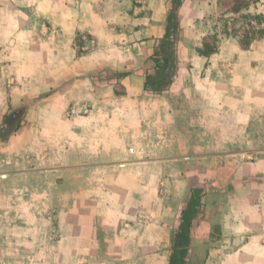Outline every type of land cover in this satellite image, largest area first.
I'll return each instance as SVG.
<instances>
[{"label": "crops", "instance_id": "1", "mask_svg": "<svg viewBox=\"0 0 264 264\" xmlns=\"http://www.w3.org/2000/svg\"><path fill=\"white\" fill-rule=\"evenodd\" d=\"M243 1L248 5L235 11V0H180L176 10L173 0H0V128L20 120L0 138V264H169L174 248H183L176 238L186 233L190 250L199 252L213 228L218 236L209 250L227 251L229 264H248L264 252V220L251 216L253 203L264 211V143L256 144L264 129H252L264 123V36L255 34L247 48L239 42L245 25L264 26L248 18L264 16V0ZM174 26L172 81L155 94L145 89V79L157 74L153 51ZM213 35L215 50L199 52ZM85 37L89 45L82 50ZM206 69L217 97L213 122L220 124V98L238 109L228 120L237 123L233 138L243 139L244 147L227 154L208 153L199 143L226 138L219 130L199 135V71ZM158 106L180 125L166 137L186 145L158 154L182 157L178 170L188 186L183 198L163 201L157 211V166L167 172L175 163L157 165L155 151L143 143L132 145L143 146L141 154L116 153L107 130L77 133L76 124L97 121L92 113L107 124L103 112L114 107L121 112L117 123L146 124L151 140ZM81 135L89 136V148L76 147ZM253 151L259 156L252 159ZM204 157H212L209 171L218 173L212 181L218 187L200 214L191 187L204 182ZM220 171L227 172L225 180ZM82 175L68 194L66 238L41 259L43 205L29 212L24 197L29 189L42 197L45 176L75 183ZM253 177L261 190L257 200L246 186ZM100 235L105 244L98 243Z\"/></svg>", "mask_w": 264, "mask_h": 264}, {"label": "rangeland", "instance_id": "2", "mask_svg": "<svg viewBox=\"0 0 264 264\" xmlns=\"http://www.w3.org/2000/svg\"><path fill=\"white\" fill-rule=\"evenodd\" d=\"M253 1V0H252ZM241 5L237 0H235V3L233 7ZM244 22V21H243ZM243 22L240 23L243 25ZM250 28L245 25L243 32H241V35H239V38H242L246 31H248ZM235 34L238 35L237 31H233ZM212 36V35H211ZM213 37H209V39L206 40V43L209 45H212ZM89 38L85 37L83 38V41L86 42L83 44L82 50L87 49L89 45ZM202 48V47H201ZM199 48V49H201ZM211 72L209 70H200L199 71V135L208 134L211 135L213 131L219 130L220 134L226 135V138L224 139H208L201 141L199 140V143H203L204 145V151H207L208 153H211L212 151H220L222 154H227L228 152H231L236 149H241L244 147L243 139H236L234 137V133L237 129H235V123L234 121H229L228 117L233 115V110H238L235 108H229L227 106L228 99L225 98L221 99L220 107H219V115H220V124H217V122H213L212 117L215 116L217 108L213 105L215 102L214 99L217 97H213V84H212ZM239 91L235 93V96H237V99L239 97ZM174 98H176L177 101H179V95L175 94ZM159 100L164 101L167 99V97H159ZM232 104V103H229ZM236 104V103H235ZM258 110V109H255ZM118 113H121L118 109L109 108V110L104 111L103 115L108 114V123L103 124L102 120H100L101 116L99 113H92L96 120H92L90 122H77L76 124V130L77 133H83V134H92V133H100L104 130L108 131L109 134V140H108V146L114 150H116V153H119V151H122L123 149L127 152L129 147L132 146L134 143H143L145 145H149L152 151H155V154L153 158L157 160V165L160 164H166L169 165L170 163H175L172 165L167 172L160 171V168L157 166V172H156V195L154 197L157 211L159 210V206L163 201H176L183 198V195L186 192L187 184L184 183V181H181L182 175L184 172L179 171L178 169H181V163L180 158H182L179 155H168V154H158L162 152H170V147H179L186 146L185 140H176V139H168L166 135H170L169 133L179 131L180 125L173 123L172 117H166L164 116V109H160V107H157V114H156V120L155 124L151 126L150 136H153L151 140L145 139V136H147V125L146 124H133V123H117L115 121L118 117ZM79 114V113H77ZM81 114V113H80ZM235 114H237L235 112ZM259 114V113H258ZM102 122V123H101ZM241 125V124H239ZM107 128V129H105ZM253 131H259L264 129V123H255L252 125ZM13 132V131H12ZM11 132V133H12ZM232 136L231 139L227 138V134ZM262 144L264 143V140L261 142L257 140L256 144ZM229 144V145H228ZM92 143L90 142V138L88 135H81L76 138V147L77 148H89ZM94 145V143H93ZM207 145V146H206ZM255 143L253 142V147ZM167 148V149H166ZM166 149V150H165ZM180 151V150H179ZM201 151V149H199ZM115 153V152H114ZM115 153V154H116ZM200 153V152H199ZM255 156H259L258 152L253 151L252 156L249 158H254ZM118 157V155L109 156V158H115ZM228 157V156H226ZM88 159H91L90 161H93V159H98V157L88 156ZM200 160L202 159L201 156H199ZM159 160V161H158ZM203 166L205 169H208V171L204 172V182H202V185L200 186H192L191 189V200L194 199L199 200V213H203L205 211L206 207V201L208 199V196L211 194L212 190L214 188H217V185H213L212 181L215 177H217V172H211L209 169L212 168L211 161L212 157L207 159V157H204L202 160ZM18 165V164H17ZM178 165V166H177ZM176 166V167H175ZM168 167V166H167ZM184 166H182L183 168ZM162 176V177H161ZM164 177H169L171 180L170 182H164ZM222 179L227 178V172L226 171H220L219 175ZM84 176L82 175L79 179L80 181H76L75 183L68 179L66 176L61 177L59 179H56L57 181H53L47 176H45L44 183L47 185L44 187V192L42 197L36 198L35 195H33L34 190L28 191V195L24 198L28 199L27 206H23V209L28 208V211L30 212L31 209H35L36 205H43V219L41 223H38V227L43 228L44 235L41 238V241L43 243V254L41 259L47 258V253L53 251L54 249L51 248L53 245H58V243H61L62 240L66 238L65 235H63V230L68 227V207H69V199L68 194L73 190L74 188H78V186L83 182ZM89 182V181H88ZM227 183L225 182L224 187H227ZM246 184L247 187H250L249 190L253 192V199H258L261 190L259 181L253 177L252 179L248 180ZM54 185V186H49ZM223 187V186H222ZM31 196V197H30ZM41 204H37L36 200L41 199ZM42 202H44L42 204ZM176 210H172L171 214L173 215ZM193 213H197L196 210H193ZM162 215V213H161ZM264 211L261 209V205H258L256 203H253V209L251 211V216L258 218L259 220L263 221L264 219ZM202 216V215H201ZM200 217V216H199ZM160 218V216L158 217ZM174 218V216H173ZM185 231V230H184ZM218 236V230L217 228H213L209 240H207V244L213 243L215 239ZM101 239L98 241L100 245L105 244V240H103V235L99 236ZM264 242V239H263ZM180 244L183 245V248L181 247V250H177L174 248L173 252L171 253V260L169 264H229L228 259V252L227 251H213L209 250V247L205 250H201L199 252L190 250V247L188 246L187 242V234L183 233L180 238H176L175 245ZM176 247V246H175ZM105 251L103 248L100 249V252L98 254H105ZM241 262L240 259H237L236 262ZM243 262V261H242ZM264 263V252H256L252 257L248 258V264H263ZM231 264H234V260L231 261ZM238 264V263H237Z\"/></svg>", "mask_w": 264, "mask_h": 264}, {"label": "trees", "instance_id": "3", "mask_svg": "<svg viewBox=\"0 0 264 264\" xmlns=\"http://www.w3.org/2000/svg\"><path fill=\"white\" fill-rule=\"evenodd\" d=\"M237 1L241 5L233 7L235 11L238 10L242 5H248V3H245L243 0ZM173 3L175 5L176 10L177 6L180 3V0H173ZM248 18L251 20H255L258 24L264 23V16L261 14H249ZM171 34H173L176 39L177 28L175 26L168 29L167 33L165 34V37L163 38V42H161V44H164L167 47L166 51L161 48L160 43L155 47L153 51L152 60L158 70L157 74L152 78L147 77L145 79V89L155 94L162 93L163 91H165L172 81V69L175 65V60L174 45L171 46L169 44ZM255 34L257 36H264V26L259 27L256 30L250 28L248 31H246L243 37L239 39L240 45L243 48L249 47L251 41L255 38ZM215 48L216 46L214 45V43L212 45H209L208 43H203V47L199 49V52L203 54H210L215 50ZM19 122V118H14V120L10 122L7 126H1L0 138L7 139L11 132L19 126Z\"/></svg>", "mask_w": 264, "mask_h": 264}, {"label": "built area", "instance_id": "4", "mask_svg": "<svg viewBox=\"0 0 264 264\" xmlns=\"http://www.w3.org/2000/svg\"><path fill=\"white\" fill-rule=\"evenodd\" d=\"M169 44L171 46H173L175 44V36L173 34L170 35ZM143 150H144V148L141 145H138L136 147L130 146L128 149V151L130 153H140V154L143 152Z\"/></svg>", "mask_w": 264, "mask_h": 264}]
</instances>
